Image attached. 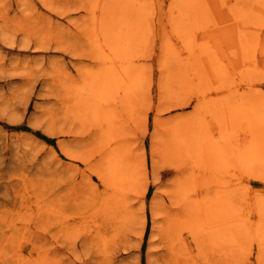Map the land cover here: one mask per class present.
<instances>
[{
	"label": "rangeland",
	"instance_id": "374dc122",
	"mask_svg": "<svg viewBox=\"0 0 264 264\" xmlns=\"http://www.w3.org/2000/svg\"><path fill=\"white\" fill-rule=\"evenodd\" d=\"M0 264H264V0H0Z\"/></svg>",
	"mask_w": 264,
	"mask_h": 264
},
{
	"label": "bare ground",
	"instance_id": "6f19581e",
	"mask_svg": "<svg viewBox=\"0 0 264 264\" xmlns=\"http://www.w3.org/2000/svg\"><path fill=\"white\" fill-rule=\"evenodd\" d=\"M123 169V168H122ZM122 169H121V171H122ZM181 262V261H180Z\"/></svg>",
	"mask_w": 264,
	"mask_h": 264
}]
</instances>
